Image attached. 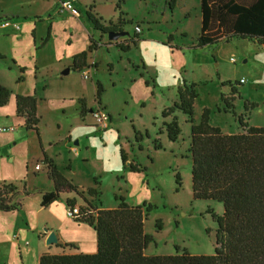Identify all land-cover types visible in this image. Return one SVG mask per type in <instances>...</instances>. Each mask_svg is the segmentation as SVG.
Masks as SVG:
<instances>
[{
	"label": "rangeland",
	"instance_id": "rangeland-1",
	"mask_svg": "<svg viewBox=\"0 0 264 264\" xmlns=\"http://www.w3.org/2000/svg\"><path fill=\"white\" fill-rule=\"evenodd\" d=\"M83 1L75 5L80 12L76 15L62 11L59 3L56 8L57 0H0V86L11 91L9 103L0 107V128H5L0 132V187L23 186L25 181L31 193L23 199L21 211L0 212V264H38V223L52 219L51 215L57 216L64 231L73 233L68 230L71 219L65 194L52 209L39 210L40 192L54 189L40 159L41 138L56 169L96 207L116 208L122 198L132 207L145 206V211L150 207L146 255H174L178 247L191 255H213L218 224L208 210L222 216L223 204L194 200L191 160L184 158L192 124L181 112L167 118L163 112L179 100L180 89L195 85V124L209 110L212 126L226 134L239 133L237 118L224 112L221 100L234 88L237 114H244L250 126L264 127V45L233 39L192 49L201 30V0ZM88 15L103 25L129 21L123 29L128 34L118 40L97 35ZM7 21L11 25L4 27ZM137 26L142 30L140 41L122 51L117 46L134 39ZM50 27V40L40 48ZM90 35L102 45L91 55V69L64 75L69 58L89 50ZM98 83L104 89L99 100L94 91ZM72 87H86L92 108L83 110L90 119L86 125L77 100H71ZM35 90L43 99L38 102L39 136L26 130L16 115V96ZM174 116L181 136L171 143L164 123ZM136 132L143 141L135 140ZM155 140L160 149L155 148ZM37 162L40 171L35 169ZM131 163L139 170L132 172ZM90 189L98 194L89 196ZM70 197L84 204L75 192Z\"/></svg>",
	"mask_w": 264,
	"mask_h": 264
},
{
	"label": "trees",
	"instance_id": "trees-1",
	"mask_svg": "<svg viewBox=\"0 0 264 264\" xmlns=\"http://www.w3.org/2000/svg\"><path fill=\"white\" fill-rule=\"evenodd\" d=\"M200 13L201 30L192 49L217 46L233 39L264 45V0H201ZM37 18L42 21L41 17ZM88 19L97 35L100 33L108 37L111 33L123 32L124 27L130 24L129 21L121 23L118 20L114 24L103 25L90 15ZM50 31L51 27L43 44L50 40ZM141 33L142 30L136 32L134 39L117 47L124 52L129 51L130 43L136 45ZM172 40L171 36L169 42ZM89 42L87 52L74 56L72 70L83 71L87 66L88 54L102 46L95 42L93 35L89 36ZM195 87L192 85L180 89L179 100L163 112V118L174 115L176 111L188 116L192 130L184 158L191 160L193 198L223 204L222 216L212 209L208 210L218 224L215 253L210 256L191 255L185 249L180 251L178 247L174 255H146L151 237L145 233V221L150 207L146 211L143 209L145 206L132 207L122 198L116 208H98L45 156L43 163L48 167V178L53 181L54 189L41 192V207L48 208L55 204L62 194H78L84 204L79 205L74 198L67 199L66 205L68 209L78 208L79 214L73 217L75 222L87 224L95 230L97 251L92 254L80 253L75 245L67 244L65 247L77 250V253H45L40 257L39 264H264V127L250 126L245 122L244 114H237L233 102L238 91L234 88L229 97L222 94L221 100L225 105L224 112L232 113L237 118L241 132L226 134L212 126L209 110L204 112L200 123L195 124L194 106L198 97ZM103 91L102 85L98 83V100ZM10 97L11 91L0 86V107L7 105ZM37 111L38 100L35 96H16L17 117L23 119L26 130L34 131L39 136L40 119ZM178 120L174 116L171 122L164 123L171 143L178 142L181 136ZM146 137L149 138L148 133ZM135 140L143 141V135L136 132ZM154 144L156 149L161 148L157 140ZM121 159L123 163L127 162L123 151ZM130 166L132 172L139 170L133 163ZM176 180L181 186L179 174ZM22 184L4 183L0 187V211L11 213L23 209V199L31 193L26 182ZM87 193L89 196L98 194L94 189Z\"/></svg>",
	"mask_w": 264,
	"mask_h": 264
},
{
	"label": "crops",
	"instance_id": "crops-1",
	"mask_svg": "<svg viewBox=\"0 0 264 264\" xmlns=\"http://www.w3.org/2000/svg\"><path fill=\"white\" fill-rule=\"evenodd\" d=\"M63 1H65V0H57L56 8ZM83 2H84L83 0H80V1L77 2V4L83 5L82 4ZM13 17H20V15H14ZM45 39L43 38L42 43L44 42ZM46 44H42V46L40 48L44 47ZM78 54H80V52L77 53V54H74L73 56H71L69 58V64H65V66H64V67L68 66V69H70L69 73H71V71H73L75 73H82V72H87L88 70L91 69L88 66H90L89 64L93 60V58L91 56L92 53H90V55L88 57V60H87V66H86V68L83 71H79V70H75L74 71V70L71 69L72 65H73V58H74V56H76ZM36 69H37V71L39 70L38 67H36ZM26 70H27V68L25 67L24 71H26ZM65 71L66 70H64V72ZM64 75H66V74H64ZM97 90H98L97 85L96 86L94 85L95 95H97ZM71 91H72V93L70 95V97H72L71 100L72 101H75V99L77 100V102L79 104V107H80V115H81L82 123H84L86 125V124H88V120H90V119H88L89 118L88 115H86V116L84 115V117H83L82 112H83V110L87 111L88 109H92L91 106L89 105L88 99L86 97V94H87L86 87L84 89H81V90L80 89H75V87H72ZM18 95H23V94H18ZM24 96H35L37 98L38 102H39V100L40 101L43 100L42 98L38 97L37 90H35L34 93H32V95L31 94L30 95L29 94H24ZM96 98H97V96L95 97V99ZM37 113H38V117H39V104H38ZM90 123L92 124L91 121H90ZM92 125H94V124H92ZM39 131H40V127H39ZM43 147H44V145H43L42 138H41L42 157L40 159H43L46 156L47 159H49L50 161H52V163H54V160L48 155V152L46 151L45 148H44L45 149L44 150ZM74 152H76V150H74ZM76 155H78V154L76 153ZM37 164H38V162L36 163V165ZM45 166L47 167V165H45ZM47 169H48V167H47ZM47 169H46V171H44V173L46 175L48 174V170ZM40 170H42V167L40 168ZM41 192L44 193V191H41ZM41 192H40V196H39L40 197V204H41ZM64 196L66 197V199H65L66 201H67V199L73 198V197H70L71 194H65L62 197H64ZM56 203L51 205L48 208L52 209L54 207V205H56ZM48 208H43L40 205V209L39 210L41 211V209H48ZM0 212H2V211H0ZM4 213H6V212H4ZM51 217H52V219H50V220H46L44 222H41V223L39 222L38 223L37 232L39 233V235H38V242L37 243H38V259H39V261H40V257L43 254H45V253H51V254H61V253L74 254V253H77V250H78V252H80V253L92 254V253H95L97 251V244H96L97 243V235H96L95 230L93 228H91L89 225L84 224V223H77L73 219L70 218L71 222L68 221L69 225L66 223V226L68 225V230L70 232H73V233H67L66 231H64L65 227H63V226H61L59 224V222L57 220V216L56 215H51ZM43 227H45V230L43 229ZM51 233H54L57 236L58 244L49 246L47 244V239H48V237H49V235ZM87 241H89V244L87 243ZM95 241H96V243H95ZM67 244L75 245L77 247V250H73L70 247H65V245H67ZM70 250H72V251H70ZM39 261H38V264H39Z\"/></svg>",
	"mask_w": 264,
	"mask_h": 264
},
{
	"label": "built area",
	"instance_id": "built-area-1",
	"mask_svg": "<svg viewBox=\"0 0 264 264\" xmlns=\"http://www.w3.org/2000/svg\"><path fill=\"white\" fill-rule=\"evenodd\" d=\"M78 1L79 0H65V1L61 2L60 9L62 11H64V12H68V13H72V14H76L77 15L78 14V11H77V8H76L75 5L77 4ZM10 25L11 24H10L9 21H7V22L4 23V27H8ZM140 31H141V29L137 27V32H140ZM85 78L88 79V75H86ZM241 83H245V81L244 80H241ZM99 119H100L99 122L101 124L103 121H102L101 118H99ZM3 130H5V128L4 129L0 128V132H2ZM9 130L10 131H15V128L14 127H11V128H9ZM40 168H41L40 165H36V167H35L36 170H40ZM77 214H79L78 208L69 209L67 211V216L69 218H71V219H73V217L75 215H77Z\"/></svg>",
	"mask_w": 264,
	"mask_h": 264
},
{
	"label": "water",
	"instance_id": "water-1",
	"mask_svg": "<svg viewBox=\"0 0 264 264\" xmlns=\"http://www.w3.org/2000/svg\"><path fill=\"white\" fill-rule=\"evenodd\" d=\"M127 34H128V33H126V32H121V33H111V34L109 35V39H111V40H118L119 38L124 37V36L127 35ZM69 72H70V69H67V70L64 72V74L67 75ZM47 244H48L49 246L58 244L57 236H56L54 233H51V234L49 235V237H48V239H47Z\"/></svg>",
	"mask_w": 264,
	"mask_h": 264
}]
</instances>
